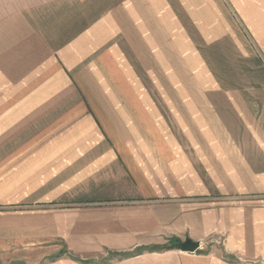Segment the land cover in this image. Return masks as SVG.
I'll return each instance as SVG.
<instances>
[{"label": "crops", "instance_id": "crops-1", "mask_svg": "<svg viewBox=\"0 0 264 264\" xmlns=\"http://www.w3.org/2000/svg\"><path fill=\"white\" fill-rule=\"evenodd\" d=\"M0 264H264V0H0Z\"/></svg>", "mask_w": 264, "mask_h": 264}, {"label": "rangeland", "instance_id": "rangeland-1", "mask_svg": "<svg viewBox=\"0 0 264 264\" xmlns=\"http://www.w3.org/2000/svg\"><path fill=\"white\" fill-rule=\"evenodd\" d=\"M231 13L233 14V11H231ZM181 17L184 20H186L185 23H186V26L188 29L187 30V33H188L187 37L188 38H187V40H185V41H187V47H188L187 52L188 53L186 52V55L185 54L179 55L178 54L179 51L177 49L178 53L177 54L171 53L170 58L168 55L163 56L165 60L169 59V61H168V62H170L169 68H170L171 74L174 75L173 79L171 78V88H170V94L171 95L174 94L175 90L177 92V88L180 86L179 85L180 80L184 85L183 87H184L185 93L186 94H193L192 91L194 90L195 86L194 87H191V86L194 84V82L198 84L199 81L205 82V81L209 80L210 79V72L214 73L215 76H217L216 73H219V76L221 77V80H222L224 75L226 77H228L226 70H231V68L234 66L233 64L230 63V61H227L228 60L227 56H225L221 53L220 54L218 53L217 46L216 47L212 46L211 44L206 43V41L201 38L200 32L197 31L195 26L188 19L189 18L188 16H187V18L184 17L183 12H181ZM242 29H244L243 25H242ZM245 32H248L247 29L244 30V33ZM174 41L176 43L177 40H174ZM172 42H173V38H172ZM194 45L196 46V49L198 51H200V53L202 55V62H200V65L197 68H195L196 65L194 64V60H193L195 58L194 55L196 54L195 53L196 50H194L195 48L192 47ZM253 47H255L254 44H253ZM225 48H228L227 44H222L220 46L219 50L224 51ZM197 55H198V53H197ZM179 56L183 62V67L186 66L185 68L188 69L186 74H185V72L182 71L184 69L178 71L177 67L175 66V64L177 63L175 60V57H177L178 61L181 62L179 59ZM198 58H200L199 55H198ZM190 62L192 63L193 66L191 65ZM243 68L244 67H242V64H241L240 69L245 70ZM236 69H237V67H236ZM251 69H253V68L248 69L246 72H250ZM201 70H202V75H203L202 80H200L198 78V74H200ZM181 73H182V75L185 74V79L182 78ZM230 76H231V78L234 77L232 75H229V77ZM211 89H212V86L210 84H207V82H206L205 85H203L202 87H198V92H197V87H196L194 93L202 94V95H209V94H211V91H210ZM239 89L242 90V88H239ZM155 93L158 94L157 90L155 91ZM214 93H216V91Z\"/></svg>", "mask_w": 264, "mask_h": 264}, {"label": "water", "instance_id": "water-1", "mask_svg": "<svg viewBox=\"0 0 264 264\" xmlns=\"http://www.w3.org/2000/svg\"><path fill=\"white\" fill-rule=\"evenodd\" d=\"M176 246L184 251L194 252L200 247V242L187 238L186 240L177 243Z\"/></svg>", "mask_w": 264, "mask_h": 264}, {"label": "trees", "instance_id": "trees-1", "mask_svg": "<svg viewBox=\"0 0 264 264\" xmlns=\"http://www.w3.org/2000/svg\"><path fill=\"white\" fill-rule=\"evenodd\" d=\"M175 242H173V243H175V244H172V245H176L177 243H180V240H174Z\"/></svg>", "mask_w": 264, "mask_h": 264}]
</instances>
